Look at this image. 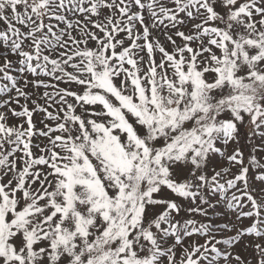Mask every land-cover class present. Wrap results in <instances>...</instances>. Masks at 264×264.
<instances>
[{"label":"snow or ice","instance_id":"1","mask_svg":"<svg viewBox=\"0 0 264 264\" xmlns=\"http://www.w3.org/2000/svg\"><path fill=\"white\" fill-rule=\"evenodd\" d=\"M0 264H264V0H0Z\"/></svg>","mask_w":264,"mask_h":264}]
</instances>
